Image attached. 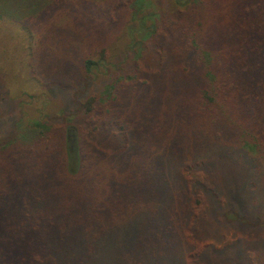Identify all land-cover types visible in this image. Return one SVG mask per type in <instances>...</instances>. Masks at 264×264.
I'll use <instances>...</instances> for the list:
<instances>
[{"label": "trees", "instance_id": "16d2710c", "mask_svg": "<svg viewBox=\"0 0 264 264\" xmlns=\"http://www.w3.org/2000/svg\"><path fill=\"white\" fill-rule=\"evenodd\" d=\"M173 2L172 14L149 27L134 18L132 0H104L113 24L90 14L95 0H0V30L8 27L0 67L17 69L21 59L46 92L64 93L71 106L0 139V264L161 260L199 225L208 204L214 211L223 174L260 175L264 0ZM56 10L77 11L80 22L47 23ZM97 33L126 39L119 61H108L102 45L86 49H96L93 57L81 52ZM92 76L105 90L83 99ZM140 210L144 233L132 243L113 236ZM244 222L264 230V216Z\"/></svg>", "mask_w": 264, "mask_h": 264}, {"label": "rangeland", "instance_id": "374dc122", "mask_svg": "<svg viewBox=\"0 0 264 264\" xmlns=\"http://www.w3.org/2000/svg\"><path fill=\"white\" fill-rule=\"evenodd\" d=\"M30 3L40 4L45 0H28ZM75 1V0H72ZM134 5V18L143 26L157 25L162 16L172 14L175 10L173 0H132ZM104 0H95V6L98 11H91L90 14L94 17H105L106 21L116 22L114 18L115 11L112 12L104 9ZM7 6V5H5ZM67 6V5H66ZM172 8V10H170ZM124 7L120 8L119 12ZM127 11V10H126ZM3 14L9 15L8 10H2ZM11 16L17 17L15 13H10ZM76 16V17H75ZM78 12H68L66 10H56L52 15L47 18V23H54L57 27L70 28L69 26L80 22ZM10 17V16H9ZM1 24V23H0ZM6 24V23H5ZM4 25V24H3ZM7 25V24H6ZM1 29V26H0ZM8 27H4L3 31L6 32ZM17 32L18 30L15 29ZM71 32V31H70ZM18 36L20 35L17 32ZM146 33L141 32V36H146ZM16 33L9 32V37L14 38ZM52 35V34H50ZM98 33L92 38H85L84 44L90 43V46H85L81 52L85 53L87 57H93V52H87L99 45L104 46V51H108L111 55L107 60L110 62L119 61L117 57L121 54V47L124 48L125 38L117 42L114 33L103 34L101 38H95ZM17 36V35H16ZM145 38V37H144ZM5 41L15 46L12 41ZM22 40V38H21ZM23 42V40H22ZM117 42V43H116ZM20 43V42H19ZM24 43H21L22 48ZM98 44V45H97ZM1 47L0 49H2ZM111 50V52H110ZM84 55V54H83ZM113 56V57H112ZM24 57V56H23ZM131 58H133L131 56ZM131 58H127L130 62ZM106 61L105 63H107ZM0 62L3 61V56L0 53ZM134 62L141 67L140 59H134ZM15 68L12 70L11 66L0 67V139L6 137L10 128H15L13 131L16 135L22 136L24 134V127L31 124L34 120L48 118L56 114L60 109L70 111L71 106H65L62 101L66 97L64 93L59 94L57 91L52 90L46 92L35 76L31 75L27 66L22 60H15ZM145 71H141V76L144 77ZM140 76V78H142ZM97 76L95 79L92 76L91 83L88 87H84L81 96L85 99L93 93L97 96L98 93L102 94L105 86H102L100 79ZM94 79V80H93ZM68 79L66 78L65 81ZM80 87V86H79ZM87 88V89H86ZM77 92V91H76ZM151 94V93H150ZM79 95H77L78 97ZM128 107H132V100L129 99ZM74 119L72 123H76ZM72 127L71 124H69ZM28 138V137H26ZM29 139V138H28ZM18 143V142H17ZM218 154V153H217ZM209 159L214 164V156ZM235 152L231 151L230 156L234 157ZM256 158L257 154H251ZM260 175L257 172H252L251 169L247 173L245 171L237 172L232 169L228 174L222 175V186L220 192V200L217 203L214 211L213 206L208 204L205 210L200 215L199 225L190 231L184 239L175 241L170 246V254L162 257L161 260H149L144 258V264H251V261L257 262L264 259V230L260 226L246 227L244 219L250 221H261L264 216V161L260 163ZM224 169V168H223ZM252 178L253 183H248V179ZM257 189V190H256ZM254 190L249 193L248 191ZM257 191V192H255ZM233 202V203H232ZM235 217H233V215ZM144 214L140 211H133L123 220L122 230L116 234L117 238L132 243L133 239L139 233L145 232V224L142 218ZM227 217V218H226ZM234 218H239L235 221ZM249 223V222H246ZM138 232L136 233V231ZM196 231V233L194 232ZM200 231V232H199ZM179 237V236H178ZM110 235H107V239ZM253 253V254H252ZM251 254L253 257H250ZM247 260V261H246ZM251 260V261H250ZM152 261V262H151Z\"/></svg>", "mask_w": 264, "mask_h": 264}]
</instances>
